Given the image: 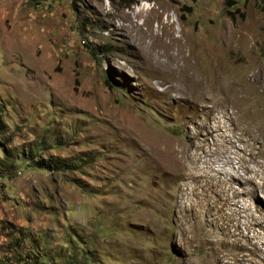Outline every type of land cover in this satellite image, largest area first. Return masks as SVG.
Listing matches in <instances>:
<instances>
[{
    "label": "rangeland",
    "instance_id": "374dc122",
    "mask_svg": "<svg viewBox=\"0 0 264 264\" xmlns=\"http://www.w3.org/2000/svg\"><path fill=\"white\" fill-rule=\"evenodd\" d=\"M247 94L264 0H0V264H264Z\"/></svg>",
    "mask_w": 264,
    "mask_h": 264
},
{
    "label": "bare ground",
    "instance_id": "6f19581e",
    "mask_svg": "<svg viewBox=\"0 0 264 264\" xmlns=\"http://www.w3.org/2000/svg\"><path fill=\"white\" fill-rule=\"evenodd\" d=\"M140 8V7H139ZM149 8V5L148 3L146 2H143L142 3V10H146ZM150 18H148V22H150ZM146 21V20H144ZM149 27V26H148ZM147 30V29H146ZM145 30V31H146ZM148 31V30H147ZM143 33V32H142ZM154 36V33L152 34ZM151 35V36H152ZM165 35V34H164ZM175 37V36H174ZM144 38V37H143ZM162 38V37H161ZM159 37L157 35H155V41H152V45L156 42H159L158 41ZM162 41V40H161ZM174 42H176L175 44L178 43V39H173ZM166 42V41H165ZM151 43V42H149ZM183 43V42H182ZM160 44V43H159ZM168 44V43H167ZM170 45V43H169ZM169 45L166 46L168 49L169 48ZM148 47V46H146ZM183 45L181 43H179V51L180 52H183ZM152 48V47H150ZM149 49V47H148ZM146 53V52H145ZM172 54V53H171ZM178 54V53H177ZM167 55L169 56L170 55V52L167 53ZM172 56V55H170ZM169 56V57H170ZM177 55L174 54V56H172V58H175ZM182 57L184 58L185 55L182 54ZM189 86V85H188ZM168 88V87H167ZM171 88V87H170ZM169 88V89H170ZM191 88V87H190ZM186 89V88H185ZM188 89V88H187ZM164 94H166L169 90H162ZM206 92V91H205ZM243 108H242V111H243V121L245 123V125L247 126V128L245 129V133L246 134H251L252 132H256L261 138H262V142H264V109H260V108H255L253 109L254 107H252V99L251 97L247 94L245 97H244V100H243ZM253 128H255V131L253 130ZM258 139V138H257ZM179 164L182 166H184V162L182 160V157L181 159L179 160ZM192 171V170H191ZM193 173V172H192ZM191 174V173H190ZM231 177H234L236 178L237 177V174L235 175H231ZM222 189V188H221ZM219 197V196H218Z\"/></svg>",
    "mask_w": 264,
    "mask_h": 264
},
{
    "label": "trees",
    "instance_id": "16d2710c",
    "mask_svg": "<svg viewBox=\"0 0 264 264\" xmlns=\"http://www.w3.org/2000/svg\"><path fill=\"white\" fill-rule=\"evenodd\" d=\"M74 1V0H73ZM231 3V2H230ZM107 83H109L108 82V80H107ZM0 125H2L3 127H4V124H3V122L1 121V119H0Z\"/></svg>",
    "mask_w": 264,
    "mask_h": 264
}]
</instances>
